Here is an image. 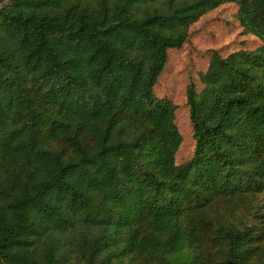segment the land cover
I'll use <instances>...</instances> for the list:
<instances>
[{
  "label": "trees",
  "instance_id": "16d2710c",
  "mask_svg": "<svg viewBox=\"0 0 264 264\" xmlns=\"http://www.w3.org/2000/svg\"><path fill=\"white\" fill-rule=\"evenodd\" d=\"M226 3L263 45L213 51L187 86L178 164V108L155 86ZM261 195L264 0L0 7V264H264Z\"/></svg>",
  "mask_w": 264,
  "mask_h": 264
},
{
  "label": "rangeland",
  "instance_id": "374dc122",
  "mask_svg": "<svg viewBox=\"0 0 264 264\" xmlns=\"http://www.w3.org/2000/svg\"><path fill=\"white\" fill-rule=\"evenodd\" d=\"M9 0L0 2V7ZM263 41L247 31L240 23L239 7L226 3L208 12L190 28V35L182 48L170 49L167 66L155 86L159 97H167L177 105V124L183 135V143L177 153L178 164H184L193 157L195 140L190 120L186 90L192 82L201 89L200 74L205 72L213 51L222 56L241 49H256ZM257 214H264V196L258 199ZM252 220L243 216L242 225L250 226Z\"/></svg>",
  "mask_w": 264,
  "mask_h": 264
}]
</instances>
